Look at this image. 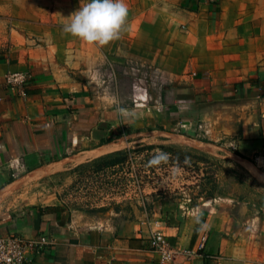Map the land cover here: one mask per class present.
<instances>
[{
  "label": "crops",
  "instance_id": "1",
  "mask_svg": "<svg viewBox=\"0 0 264 264\" xmlns=\"http://www.w3.org/2000/svg\"><path fill=\"white\" fill-rule=\"evenodd\" d=\"M33 3L32 19L54 27L61 24L54 22H68L69 15L80 7V0ZM220 5L223 11L215 22H220L219 36L228 42L229 52L222 63L214 60L210 67L226 77L227 83L211 88L207 75L201 82L210 91L206 96L197 90H178L171 98L172 106L176 111L178 106H195L199 100L213 97L238 108L228 116L210 115L207 130L213 139H222L223 146L228 144L226 150L237 161L249 162L264 173V0H221ZM229 10L238 12V17H226ZM12 46L0 55V234L47 236L45 250L30 264H217L203 257L161 263L148 240L151 232L162 230L173 244L193 247L200 227L210 233L208 252L218 254V264H264V194L256 195L252 213L247 211L246 199L239 198V212L228 203L188 211L173 209L160 215L156 223L90 217L68 210L51 192L45 203L12 207V198L22 197L27 188L55 179H63L67 185L76 167L138 140L141 133L133 127L144 124L133 119L129 110L107 108L60 78L52 60L67 57V48L61 50L51 40L32 45L26 38ZM9 71L28 74L26 98L7 87L5 74ZM164 101L162 98L161 103ZM162 109L158 119L146 115V130H167L170 116L165 105ZM201 118L199 114H175L176 124L192 131H198ZM260 185L263 188L264 182Z\"/></svg>",
  "mask_w": 264,
  "mask_h": 264
},
{
  "label": "rangeland",
  "instance_id": "2",
  "mask_svg": "<svg viewBox=\"0 0 264 264\" xmlns=\"http://www.w3.org/2000/svg\"><path fill=\"white\" fill-rule=\"evenodd\" d=\"M33 1L0 0V55L12 45L19 46L23 38L32 45L54 41L61 50H68L67 57L52 60L60 78L107 108L129 110L133 119L144 124L133 127L141 133L138 140L76 167L67 185L55 179L27 188L22 197L12 198V207L45 203L55 194L70 211L97 219L148 223H156L173 209L188 211L219 203L233 204L239 212V198L246 199L249 213L254 211L256 195L264 194L263 171L237 161L228 152V144L224 147L222 139H213L206 124L213 113L228 116L238 108L213 97L195 106H178L176 111L172 106L171 98L178 90H197L206 96L210 91L201 82L207 75L211 88L227 83L210 67L214 60L222 63L229 52L228 42L219 36L220 22H215L223 11L221 0H126L128 16L121 33L106 45L65 32L67 22H54L61 23L58 27L35 22ZM226 17L236 19L238 12L229 10ZM164 105L170 116L167 130H146V115L158 119ZM175 114H199L198 131L176 124ZM160 153L167 154V159L157 162L154 158Z\"/></svg>",
  "mask_w": 264,
  "mask_h": 264
},
{
  "label": "built area",
  "instance_id": "3",
  "mask_svg": "<svg viewBox=\"0 0 264 264\" xmlns=\"http://www.w3.org/2000/svg\"><path fill=\"white\" fill-rule=\"evenodd\" d=\"M26 80L27 74L23 71H9L5 74L7 87L13 91L17 90L22 98L28 96L24 87ZM200 230L201 234L196 245L189 248H181L173 244L162 230L151 232L148 240L161 263H179L203 257L218 264V254L208 252L209 231L201 227ZM48 243L49 240L45 235L28 238L17 232L0 234V264H30L45 250Z\"/></svg>",
  "mask_w": 264,
  "mask_h": 264
},
{
  "label": "clouds",
  "instance_id": "4",
  "mask_svg": "<svg viewBox=\"0 0 264 264\" xmlns=\"http://www.w3.org/2000/svg\"><path fill=\"white\" fill-rule=\"evenodd\" d=\"M127 16L126 0H80V7L63 29L87 42L106 45L119 37ZM154 159H167V154L160 153Z\"/></svg>",
  "mask_w": 264,
  "mask_h": 264
}]
</instances>
